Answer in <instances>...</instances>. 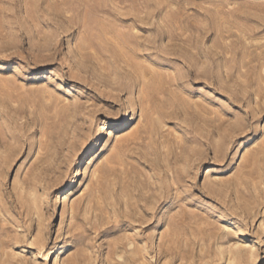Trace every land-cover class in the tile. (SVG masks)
Instances as JSON below:
<instances>
[{
    "label": "rangeland",
    "instance_id": "obj_1",
    "mask_svg": "<svg viewBox=\"0 0 264 264\" xmlns=\"http://www.w3.org/2000/svg\"><path fill=\"white\" fill-rule=\"evenodd\" d=\"M0 264H264V0H0Z\"/></svg>",
    "mask_w": 264,
    "mask_h": 264
},
{
    "label": "bare ground",
    "instance_id": "obj_2",
    "mask_svg": "<svg viewBox=\"0 0 264 264\" xmlns=\"http://www.w3.org/2000/svg\"><path fill=\"white\" fill-rule=\"evenodd\" d=\"M144 92H145V91H144ZM49 252H50V254H52V253H53V249H50V251H49Z\"/></svg>",
    "mask_w": 264,
    "mask_h": 264
}]
</instances>
